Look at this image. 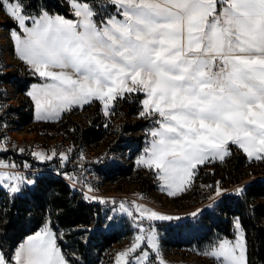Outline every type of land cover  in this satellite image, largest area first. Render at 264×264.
Segmentation results:
<instances>
[{"label":"rangeland","instance_id":"374dc122","mask_svg":"<svg viewBox=\"0 0 264 264\" xmlns=\"http://www.w3.org/2000/svg\"><path fill=\"white\" fill-rule=\"evenodd\" d=\"M116 1L93 0L101 5L96 13L91 2L62 0L72 15L67 17L32 8L28 13L20 0H0V77L23 68L37 80L25 92L0 82V186L16 192L32 185L31 176L38 172L30 167L33 160L60 166L53 173L83 192L85 200L106 202L105 225L122 219L134 233L100 255L98 249L89 253L97 264H248L240 219L225 212L220 216L216 202L239 185L212 191L210 185L201 186L197 203L182 196L193 190L198 169L223 162L231 146L264 167V106L257 119L251 113L246 121H231V128L202 119L203 99L184 84L182 54L175 59L163 54L175 37L187 33L200 0H182L175 12L168 2L118 0L127 6L123 23L119 15L106 16L109 6L102 4L119 10ZM237 2L246 13L243 23L257 26L256 51L264 50V0ZM217 6L227 11V0H218ZM95 17H104L99 26ZM155 56L163 61L156 68ZM115 59L123 65L117 66ZM206 68L210 70L208 64ZM227 69L224 63L220 73ZM126 104L140 106L139 114L128 117ZM31 106L30 123L9 111L16 107L28 113ZM95 118L104 122L109 135L88 144L70 121L95 126ZM254 120L261 125L252 124ZM141 121L147 122L138 133L143 148L134 155L136 140L117 134L128 123ZM130 162L133 177L115 171ZM223 218L230 219L231 236L219 231ZM39 232L24 241L25 253L23 245L16 249L11 261L0 250V264H57L47 238L49 222Z\"/></svg>","mask_w":264,"mask_h":264},{"label":"trees","instance_id":"16d2710c","mask_svg":"<svg viewBox=\"0 0 264 264\" xmlns=\"http://www.w3.org/2000/svg\"><path fill=\"white\" fill-rule=\"evenodd\" d=\"M20 1L28 13L32 8L35 13L46 10L72 17L62 0ZM81 1L91 2L95 12L100 11L101 5L97 2L92 4L93 0ZM102 4L109 6V14L106 16L118 15L115 4L109 5L104 2ZM1 6L0 2V9ZM102 18L95 19L98 26ZM26 72L23 68H17L0 77V82L11 84L17 91L25 92L30 83L37 81L29 77ZM126 105L123 110L128 117L139 114L140 106L133 108L131 104ZM9 111L15 112V116L20 115L25 123L31 122L32 106L28 108V113L21 112L22 109L16 107ZM94 123L96 127L80 126L77 122L70 121L76 134L88 144L102 142L109 135L107 129H104V122L95 118ZM146 125V121L136 124L128 123L117 134L119 138L127 135L131 137V140H136L137 148L134 150V155L143 148V137L138 133ZM229 149L230 155L223 162L198 169L193 190L182 198L187 197L197 203L199 202L197 197L201 196V186L210 185L212 191L217 187L228 189L239 185L237 189L224 193L216 199L217 201L215 200L220 203L219 215L228 213L240 219L246 233L248 264H264V177L242 182L249 177L264 175V167L262 163H250L239 148L231 146ZM11 162H16V159H11ZM30 163L31 169L38 170L31 176L32 185L16 192H10L7 188L0 186V250L9 261L12 259L16 246L27 236L39 231L46 222H49L57 245L69 264H97L98 261H95L89 253L92 251L94 253L98 249L96 255H100L102 251L134 233V230L126 226L122 219L120 222L111 220L105 225L108 216L107 203L83 200V192L73 188L63 176L53 173L60 169V166L49 168V165L37 164L33 160H30ZM258 167L262 168L258 169ZM115 171L127 177H133L135 173L132 162ZM195 193L197 196L193 197ZM220 223L219 227L223 225L225 227L223 229L220 227L219 231L231 236L230 219L223 218Z\"/></svg>","mask_w":264,"mask_h":264},{"label":"crops","instance_id":"0c3cea01","mask_svg":"<svg viewBox=\"0 0 264 264\" xmlns=\"http://www.w3.org/2000/svg\"><path fill=\"white\" fill-rule=\"evenodd\" d=\"M158 1L168 2L167 7L172 12H175V8L182 2V0ZM116 2L121 8L117 16H121L119 22L123 23L127 17V6L122 1ZM217 3L218 0H200L198 5L201 7L190 15L189 26L186 22L187 33L180 39L175 37L169 52L163 54H167L168 59L177 58L176 53L182 54L180 63L183 75L185 74L184 84L188 82L193 94L200 100L203 99L202 119L231 128V121H246L251 113L257 119L256 115L260 114L264 106V50L256 51L255 44L252 43L257 26L243 23L246 13L242 10L241 2L239 4L237 0H227V11L221 12L217 10ZM139 5L140 3L137 4ZM119 41L122 48L121 37ZM215 57H221L222 62L228 65L226 72L213 71L212 61ZM113 61L119 67L123 65L121 59ZM152 61L154 68L163 62L159 56H155ZM207 64L210 70L206 68ZM154 68L151 70L155 71ZM169 68L171 72H175L170 66ZM105 72L111 74L109 70ZM256 123L261 125L260 121L255 120L252 124ZM39 231L19 243L13 255L22 245L25 253L27 245H24V241L31 236L39 235L41 233ZM47 238L55 252L57 264H69L57 245L54 232H47Z\"/></svg>","mask_w":264,"mask_h":264},{"label":"built area","instance_id":"2783aa9c","mask_svg":"<svg viewBox=\"0 0 264 264\" xmlns=\"http://www.w3.org/2000/svg\"><path fill=\"white\" fill-rule=\"evenodd\" d=\"M214 72L218 73L224 69V63L219 57H215L212 61ZM86 198H83L85 200ZM143 233V232H142Z\"/></svg>","mask_w":264,"mask_h":264}]
</instances>
